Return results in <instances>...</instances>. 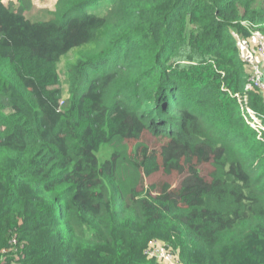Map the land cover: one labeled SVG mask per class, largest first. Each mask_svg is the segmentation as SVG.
<instances>
[{"label":"trees","instance_id":"obj_1","mask_svg":"<svg viewBox=\"0 0 264 264\" xmlns=\"http://www.w3.org/2000/svg\"><path fill=\"white\" fill-rule=\"evenodd\" d=\"M100 1L36 22L0 2V264H158L150 240L264 264V133L236 98L264 115L238 50L264 38V0ZM159 172L178 185L146 187Z\"/></svg>","mask_w":264,"mask_h":264},{"label":"built area","instance_id":"obj_2","mask_svg":"<svg viewBox=\"0 0 264 264\" xmlns=\"http://www.w3.org/2000/svg\"><path fill=\"white\" fill-rule=\"evenodd\" d=\"M256 50V54L259 59H256L252 50ZM239 54L249 68V80H251L253 88H255L262 96L264 100V38L257 32H253L251 37L246 40H240L238 42ZM242 50V55L241 51ZM239 103L241 104V113L244 121L252 128L256 133L259 140L262 141V134L264 133V115H261L253 111L247 104L246 97L241 98L236 95ZM62 104V103H61ZM144 256L147 259H153L158 264H182L175 252H173L167 244H164L158 240L148 241Z\"/></svg>","mask_w":264,"mask_h":264},{"label":"rangeland","instance_id":"obj_3","mask_svg":"<svg viewBox=\"0 0 264 264\" xmlns=\"http://www.w3.org/2000/svg\"><path fill=\"white\" fill-rule=\"evenodd\" d=\"M31 3L34 2V5H31V8L25 9V17H27L28 20L31 22L36 21H46L51 20L53 18L52 12L55 10L56 6V0H29ZM111 4V0H101L99 3L90 6L87 8V12L96 15L97 17H104L106 14L107 9L109 8ZM24 5V4H22ZM241 55H242V50ZM255 54L253 56L256 59H259V57L256 54V50H252ZM75 52L70 53L67 56H64L61 58L59 65H58V72H59V89L62 92V100L66 98L67 96V84H66V75H65V67L69 60L73 59ZM241 57V56H240ZM243 57V55H242ZM249 73L250 70L247 67V74L249 79ZM261 74H264V67L263 72ZM250 83L251 80H249ZM250 127V126H249ZM143 141L150 147L154 148L156 141L149 136L147 133L143 135ZM134 142L130 141L129 145H133ZM97 157L100 162L104 161L107 158V155L103 152H98ZM208 173V170L204 173L206 175ZM165 183L171 184L173 187H176L178 185V179L176 176H165L162 174V172H159L149 178L144 179V185L147 187L150 184L156 185L159 187L160 185H163Z\"/></svg>","mask_w":264,"mask_h":264},{"label":"crops","instance_id":"obj_4","mask_svg":"<svg viewBox=\"0 0 264 264\" xmlns=\"http://www.w3.org/2000/svg\"><path fill=\"white\" fill-rule=\"evenodd\" d=\"M0 2H1L2 4L5 5V4H8V3H16L17 0H0ZM56 2H57V0H56ZM56 2H55V3H56ZM30 4H31V5H34V2H32V3L30 2ZM30 8H31V6H30ZM26 18H27V17H26Z\"/></svg>","mask_w":264,"mask_h":264}]
</instances>
